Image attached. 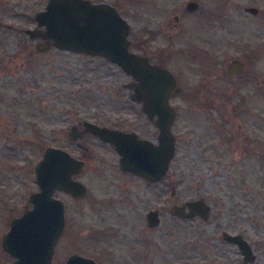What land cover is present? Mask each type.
<instances>
[{"label": "rangeland", "instance_id": "1", "mask_svg": "<svg viewBox=\"0 0 264 264\" xmlns=\"http://www.w3.org/2000/svg\"><path fill=\"white\" fill-rule=\"evenodd\" d=\"M46 1L0 0V264L13 260L1 237L38 190L34 165L47 146L84 160L74 177L87 190L54 193L65 209L54 262L77 253L97 264H264V0H194L192 12L191 0H92L126 18L131 51H168L164 64L181 88L170 100L175 154L150 186L118 169L113 148L89 133L76 138L84 120L145 128L152 141L158 129L152 120L141 125V103L129 97L134 80L118 65L26 32L40 29L34 16ZM232 59L245 68L227 75ZM197 198L210 206L207 218L170 213ZM148 209L158 210L154 227ZM223 231L242 234L255 259L244 262Z\"/></svg>", "mask_w": 264, "mask_h": 264}, {"label": "water", "instance_id": "2", "mask_svg": "<svg viewBox=\"0 0 264 264\" xmlns=\"http://www.w3.org/2000/svg\"><path fill=\"white\" fill-rule=\"evenodd\" d=\"M197 7L198 2L194 0L185 4L188 12ZM245 10L252 14L258 11L252 6ZM34 18L40 29H27L30 36L49 39L50 42L45 45L52 43L59 49L102 56L133 78L130 99L140 102L142 110L154 120L158 129L155 141L90 120H84L82 124L84 131L113 146L123 170L139 174L151 182L160 181L176 148L171 131L176 111L168 98L180 93V88L176 86L170 70L151 64L148 56L130 50V24L109 2L47 0ZM244 68V62L232 59L226 63L225 73L236 75ZM171 89L174 91L171 92ZM82 165V160L62 147L47 146L44 149L42 157L34 165L38 190L29 194L23 212L10 219L9 228L1 237V248L13 258L10 264H58L51 258L64 228L65 209L63 201L54 193L58 190L73 197H83L87 192L86 185L74 178L81 172ZM186 205L189 209L186 214L182 211L183 206L174 205L170 211L177 216L192 217L198 213L207 218L209 206L203 199L187 201ZM146 221L149 227L158 225V210L150 209ZM222 238L237 245L244 262L255 259L252 246L242 234L223 231ZM61 264L97 263L90 257L72 253Z\"/></svg>", "mask_w": 264, "mask_h": 264}, {"label": "flooded vegetation", "instance_id": "3", "mask_svg": "<svg viewBox=\"0 0 264 264\" xmlns=\"http://www.w3.org/2000/svg\"><path fill=\"white\" fill-rule=\"evenodd\" d=\"M175 19H177V16H175ZM153 31L150 29V39H152V37H153ZM149 54H148V60H149V62L151 63V64H159V65H161V66H163V67H165V68H167V69H169L170 70V68H168L165 64H164V62H165V60H166V57H167V55H168V51L166 52V51H164V50H162L161 52H159L158 53V55H157V57H155L154 55H153V52H152V50L151 49H149V52H148ZM225 69H226V67H225ZM170 72L173 74V76H174V79H175V82H176V76L174 75V73L170 70ZM241 73V72H240ZM239 74V73H238ZM176 86H177V82H176ZM178 87V86H177ZM178 88H180V87H178ZM174 91V89H171V92H173ZM180 94H182L181 93V88H180V93H178V94H175V95H171L169 98H168V101H169V103H170V100H171V98H173V97H175V96H178V95H180ZM129 97H130V95H129ZM170 105H171V103H170ZM175 111H176V109H175ZM139 113H141V114H143L144 116H145V118L142 120V126H145V123H149V125H150V117L142 110V108H140V110H139ZM175 117H176V114H175ZM175 117H174V120H173V123H172V126H173V124H174V121H175ZM152 123L155 125V123H154V120H152ZM98 124V123H97ZM99 125H104V124H99ZM106 126H108V125H106ZM156 126V125H155ZM172 126H171V129H172ZM108 127H110V128H115V129H118V130H121V131H124V132H134L139 138H143V139H148V140H150V132L149 131H147V133L144 131L145 130V128H143V130L141 131V133L139 132H136V131H134V130H132L131 128H119V127H113V126H108ZM157 128V127H156ZM84 132L85 133H89V134H91L92 136H94L95 138H97L99 141H100V143H102V144H106V145H108L109 147H111V148H113V146L109 143V142H106V141H102L101 139H99L96 135H94V134H92V133H90V132H87V131H83V132H81L80 134L81 135H79V132H77L76 133V138H79V137H81V136H83L84 135ZM175 137V136H174ZM156 140V138L154 139V141ZM176 140V139H175ZM78 145H79V143H77ZM176 145V144H175ZM114 149V148H113ZM176 149V148H175ZM115 150V149H114ZM116 152V151H115ZM117 153V152H116ZM118 154V153H117ZM76 158H78L79 160H82V162H83V165H82V167L84 166V160L81 158V157H76ZM118 161H119V155H118ZM118 169L120 170V171H123V172H129L130 174H132L133 176H135L137 179L138 178H141L142 180H143V182L145 183V185L146 186H150V180L149 179H147V178H145V177H143V176H140L139 174H136V173H133V172H130V171H126V170H123L122 168H121V166H120V163L118 164ZM74 178H76V177H74ZM77 179V178H76ZM79 180V179H78ZM64 192V191H63ZM171 193H174V191L173 190H171ZM69 194V193H68ZM71 195V194H70ZM72 196V195H71ZM73 197V196H72ZM74 198H78V197H74ZM80 198V197H79ZM198 199V198H197ZM191 200H195V199H191ZM191 200H186V201H184L183 203H178V204H173L172 206H174V205H176V206H183V208H182V211H183V213L184 214H186L187 212H189V209H188V207H187V205H186V202L187 201H191ZM171 206V207H172ZM209 206V205H208ZM170 207V208H171ZM170 208H169V211H170ZM209 210H210V206H209ZM148 211H150V209H148ZM147 211V212H148ZM147 212H146V214H147ZM170 213H171V211H170ZM146 214H145V218H146ZM172 214V213H171ZM174 215V214H173ZM177 216V215H176ZM178 217H180V218H182V219H189V220H191V219H193L194 217H198V218H201V219H204V218H202L201 217V215L200 214H195V215H193L192 217H184V216H178ZM146 224H147V221H146ZM148 226V225H147ZM149 227V226H148ZM223 233V232H222ZM228 243H230V242H228ZM232 243V242H231ZM232 244H235V243H232ZM236 245V244H235ZM237 246V245H236ZM238 248V247H237ZM53 256V255H52ZM89 257V256H88ZM91 259H93L92 257H90ZM51 260H52V258H51ZM66 260V259H65ZM52 262H54L53 260H52ZM54 263H57V262H54Z\"/></svg>", "mask_w": 264, "mask_h": 264}]
</instances>
